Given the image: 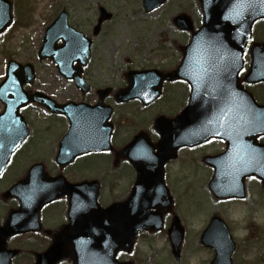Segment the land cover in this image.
<instances>
[{
    "label": "flooded vegetation",
    "instance_id": "obj_1",
    "mask_svg": "<svg viewBox=\"0 0 264 264\" xmlns=\"http://www.w3.org/2000/svg\"><path fill=\"white\" fill-rule=\"evenodd\" d=\"M81 1L84 2L88 0ZM168 2L169 1L165 4ZM56 4L57 2L55 1L53 5ZM165 4L153 10V12L159 10ZM19 5L23 8L22 3ZM99 9L100 7L97 9L95 23H92L87 32L78 30L71 25V16L66 9L58 10V14L64 11L67 15L68 26L82 34V41L84 38L89 42L90 59L81 67L77 63L72 64L73 70H79L78 77L87 85V92L83 93L75 86L71 79L62 77L59 74V68L50 60L45 61L51 62L58 76H60L61 80L68 86V94L66 97L60 98L56 93L42 90L41 84H38L40 80L37 79L36 68V75L33 82L31 84H23L20 86V90L27 95H32L36 92L44 93L58 104L72 102L93 105L101 96L102 103L109 106L112 111L110 119L112 125L110 143L114 148V150L104 152V154L112 158V167L114 170L119 171L120 179L124 178L122 174L124 166H127V176L130 180L132 179L126 195L113 201L117 202L127 197L136 179L135 169H133L120 154V150L140 132L145 133L149 141L155 146L159 140L157 132L153 129L155 120L159 117L174 118L185 109L189 101L191 88L187 78L195 77L196 82H198V77H207L210 74L207 72L198 73V71H196L194 73H184L181 80L173 82L163 81L160 85V96L153 103L148 105H144L141 100L137 98L125 103H117L115 101V96L127 89V75L129 73H135L136 77L137 72L149 70L166 72L175 68L177 65H181L185 58L184 49L188 43L179 47V58L175 65L169 67L165 63H158L157 65L132 67L130 62H125L122 64V75L116 88L102 84L100 87H94L90 83L89 74L86 70L91 61V54L95 48L96 39L102 35L105 25L108 22L110 23L114 18L109 12V19L100 23L98 32L95 33L94 28L97 26V21L100 17ZM13 12L16 19L17 11L12 3V18ZM153 12L148 14H152ZM258 30H261V21L255 23L252 30L253 37L251 43H249L235 62L226 64L214 63V68L220 66L221 69L228 70L226 72L216 71L212 73V76L215 78H221L218 83L224 84L225 81H228L234 84L237 89L217 97L218 99L212 97L214 101V107L211 112L212 118L204 122L205 128L203 129L201 126V118L197 120L199 128L197 127L198 134L195 137L197 141L195 145L179 148L176 152V158L168 160L163 165L164 182L172 197L173 193L169 188V180L177 182L178 185L182 187L185 181H190L192 178L195 180L198 175H201L202 182L206 183L209 214L207 216L201 215V217H198V228L200 229L197 232L195 241L199 256L201 259H205L208 264H213L218 258H224L225 253L230 249V241L232 244V264H264V81H261V47L253 48L252 46L253 44H261V33H259ZM162 32H164V29H162ZM61 44L62 42L57 43L56 47H59ZM164 60H166V58L163 56L162 61ZM45 61L37 62L41 64ZM190 65L194 68L203 67L201 64ZM252 67L256 68V73L251 76L250 71ZM255 76L259 78L258 81H251L254 80ZM137 80L136 78L135 82ZM156 81L157 79L155 82ZM156 84L158 83H153L147 90L150 92L152 87ZM176 87L181 91L180 95L182 96L179 99H181L182 104L178 112L167 114V112H170L169 109L172 100L178 99V97H174L177 93V91H175ZM166 93H169L170 96L167 99L168 102L164 105L163 98ZM246 94H249L257 106L263 109L262 111L260 110L258 118L252 121L249 119V101L246 100ZM10 97V95L5 96V98ZM160 103L164 105L162 109L153 112V109L155 107L157 109ZM4 108L5 106L0 103V150L3 151L11 148L12 152L0 173V228L4 226L10 211L19 207L17 200L12 197H6L5 193L16 183L25 181L29 169L33 165H41L46 172L44 175H46L47 178L53 179L62 177L69 183H81L90 180H97L99 182L96 176H94L95 178L93 179H89L91 177L88 173H82L80 174L81 176L77 175V170L75 169L79 164L78 162L84 161L85 158L91 155L98 154L81 155L67 164L59 165L55 157L57 149H55L54 154L50 156L51 159H33L31 154H29V158H27L29 162L25 163L23 172L19 176H15L12 181L6 182V177L10 175L11 168L17 161L18 155L25 150L26 144L35 132L33 131L34 129L32 130L30 127L29 113L35 115L36 112L33 111V108L40 109L41 111L42 109L35 104H30L20 109L16 114L10 111L2 117V115H4ZM134 111H140V114H135L133 116ZM43 114L47 116L44 131L47 130L48 126L53 122L64 128V134L62 133L63 135L59 138L60 141L69 131L67 119L64 116L46 113L45 111ZM200 114L201 113L198 112V116ZM129 116H133L134 121L139 118H146L151 122V125L148 127L138 126L137 128H141L138 132H135L136 128H133L128 138L132 136L125 142V140L121 139L123 135L118 131V125L115 119H125ZM63 120L66 122V129ZM122 123L121 121L120 124ZM25 127H27V132L24 134ZM123 129L124 127L121 128V130ZM153 153H156L155 148L153 149ZM157 164L158 162H153L149 165V169L147 170L149 176H151L155 170L154 166ZM50 165L52 167L51 170L48 169ZM191 167H198V169L189 176L188 171L190 169L192 170ZM186 168L187 170H185ZM41 171L42 168L40 172L36 170V175L32 177V182L25 186L26 188L34 185H44L45 187L54 186V183L42 181L40 176ZM103 171L104 170H102V173ZM98 175L99 174H97V176ZM74 196L75 195L69 197L64 196L51 200L42 199L40 196L37 197V200H32L30 198L24 200L25 210L31 211L33 219L34 215H36L37 223L29 225L30 228H33V231H27L6 239L5 248L7 250L16 251V254L11 258V264H36L38 260L42 259L44 253L54 244V239L58 233L65 226L69 225L67 216L70 207L72 214L75 212L81 213L84 209L86 210V208L89 207V201L86 196L83 194L81 195L82 197ZM101 199V194H99L97 203L102 208L106 207L107 205H103L105 203H102ZM7 203L12 204V206L6 208L5 204ZM84 213L85 211L82 213L81 218ZM172 217L173 216L169 213H165L164 221L169 220V223H171ZM202 217H204V222ZM72 220L77 222L78 219L76 216L72 215ZM71 232L73 236V229ZM2 236L3 234L0 232V239ZM42 264L51 263L43 260ZM59 264L69 263L67 260H64Z\"/></svg>",
    "mask_w": 264,
    "mask_h": 264
},
{
    "label": "water",
    "instance_id": "obj_2",
    "mask_svg": "<svg viewBox=\"0 0 264 264\" xmlns=\"http://www.w3.org/2000/svg\"><path fill=\"white\" fill-rule=\"evenodd\" d=\"M165 1L167 0H143V6L146 12H150L161 6ZM198 1L202 23L196 32L192 31L191 22L186 15L178 16L175 23L180 28L192 32L191 41L187 46V54L195 57V64L203 65L202 68L198 69L199 73L207 72L210 75L199 78V86L195 83L198 88L201 87L204 91L201 92V96L199 91L196 95L193 91L189 105L180 115L174 120L160 118L156 121L154 127L161 139L156 146L158 152L153 155L155 159H158V164L152 173V177H147L146 170L143 167L144 164L135 162L134 157L130 155L131 151L137 149L136 146L143 142L144 136L138 135L122 151V154L133 165L138 175L135 186L125 202L121 204L114 203L105 209L99 208L96 204L98 195L96 182L79 185L63 183V187L53 189L50 193L54 196H60L78 194L82 192V188H88L90 206L85 210L82 218L81 216L80 218L77 217L76 214L78 219L76 224L75 222L70 224L55 245L36 264H42L43 260L55 264L69 255L73 264H132L130 262H118L116 254L119 251L131 252L133 241L140 232L159 231L162 228V215L157 212H150V209L155 208L160 209L162 212L170 211V198L162 181V166L166 161L175 157L174 154L178 147L193 143L189 140V137L194 140L195 123L200 118L204 120L208 111L213 110L214 101L212 97L217 98L235 90L234 84L228 81L220 84L218 82L221 78L212 76V73L216 71H228L227 69H221L220 66L214 68V63H231L234 61L235 56L240 57L251 39L253 24L258 20H264V0ZM108 18L109 15L103 9H100L98 25L94 29L95 33L98 32L100 23ZM10 23L11 4L6 0H0V33ZM81 38V34L68 27L67 15L62 12L45 31L42 47L39 51L41 60L52 59L60 71L65 76L74 79L77 85H81L77 79L78 70L69 71L67 68L71 67L73 63L84 64V57H88L89 42L84 38L82 41ZM59 40L64 42V46L56 48L55 44ZM262 46L264 47V43ZM179 69L180 67L168 73L165 79L168 81L179 79L181 77ZM148 74H151V72H148ZM33 77V69L30 65L22 67L14 62H9L6 78L0 85V100L5 102L6 105L9 104V107L6 108V114L10 111L16 114L20 107L30 102H36L46 106L53 112L68 116L70 121H73V127L71 126L68 135L61 140L57 155L58 159H63L64 164L79 154L111 149L109 146L111 126L106 123L110 115L109 108L103 109L101 103L93 108L80 105L83 107V109L78 110L80 114L71 116L68 113V105L55 108L52 107L53 103L43 95L35 94L29 97L20 94V86L31 83ZM136 78L139 79L140 75L136 77L135 73L129 75L130 86ZM261 81H264V78H261ZM192 86L194 90V85ZM6 95L11 97L4 99ZM131 97H133L131 88L128 87V90L116 96L115 99L117 102H124ZM249 103L251 112L259 111V108L252 103L251 99ZM76 108H79V105ZM197 112L201 114L198 116ZM148 146L151 150L150 145ZM11 150V148L5 149L0 154V169L2 161L4 162L7 159ZM14 191L15 189L12 188L8 194L14 195ZM164 204L166 206H163ZM9 220L4 228L8 234L23 231L22 223L21 225H13ZM72 228L73 236L71 235ZM168 238L172 255L175 260H178L180 245L183 241V228L176 217L168 229ZM3 245L4 242L1 240L0 264H10L9 258L15 253L5 251ZM67 247L71 248L70 254L66 252ZM220 263L219 260L214 262V264ZM223 264H231L228 257Z\"/></svg>",
    "mask_w": 264,
    "mask_h": 264
},
{
    "label": "rangeland",
    "instance_id": "obj_3",
    "mask_svg": "<svg viewBox=\"0 0 264 264\" xmlns=\"http://www.w3.org/2000/svg\"><path fill=\"white\" fill-rule=\"evenodd\" d=\"M9 1L13 3L17 11V18L15 19L13 12L14 24L0 40V81L4 76L8 60L11 59L20 64L31 63L37 70V79L40 80L38 84H41L42 90L56 93L60 98H65L68 94L67 84L58 76L51 62L45 61L41 64L37 62V52L44 31L58 14V10L66 9L71 16V25L86 32L92 23H95L99 7L106 8L114 16L112 21L105 25L102 35L96 39L91 61L86 70L90 83L94 87H100L102 84L116 88L122 75V64L125 62H130L132 67L157 65L158 63H165L169 67L175 65L179 58L178 49L188 43L189 33L176 29L173 26L174 18L186 13L195 29L201 24V13L197 0H170L152 14L144 13L141 0ZM55 1L57 4L53 5ZM21 3L23 8L19 5ZM258 32L261 33V40H263V24ZM163 56L166 58L164 61H162ZM175 91L177 93L174 97H178V99L172 100L170 112L167 114H173L180 110L181 91L178 87L175 88ZM169 96V93L164 96V105L168 102ZM164 105L163 103L158 104L157 109L155 107L153 112L161 110ZM33 111L36 112V116L29 113V123L35 132L26 144L25 150L18 155L10 175L6 177V182L12 181L15 176H19L23 172L25 163L29 162L27 160L29 154L33 159H51L50 156L54 154L60 136L64 134V128L54 122L44 131L47 116L40 109L33 108ZM139 112L134 111L133 116L140 114ZM133 116L115 119L118 131L123 135L121 139L125 142L132 136L128 138L133 128H136L135 132H138L141 129L137 128L138 126L148 127L151 125V122L146 118L134 121ZM121 121L122 124H120ZM63 124L66 129L65 120H63ZM122 127H124L123 130H121ZM109 160L108 156L92 155L85 158L84 161L78 162L79 164L75 168L76 174L79 176L82 173H88L91 177L89 179L95 178L94 176L99 179L101 201L105 203L103 204L105 206L125 196L132 180L127 176V166L123 167L124 178L120 179L119 171L112 167V158L110 162ZM191 168L192 170L188 171L189 176L198 169V167ZM48 169H52L51 165ZM102 170H104L103 173ZM97 174L99 175L97 176ZM168 182L170 191L173 193L174 215L180 219L185 229L180 261L173 260L165 231L161 234L140 235L132 254L123 256L120 260H127L133 264H208L205 259H201L199 256L195 241L200 229L198 228V217L209 214L206 183L202 182L201 175H198L195 180L192 178L190 181L182 182V187L173 180ZM11 206L12 204H5L6 208ZM202 218L204 222V217ZM168 223L169 220L166 221V225Z\"/></svg>",
    "mask_w": 264,
    "mask_h": 264
}]
</instances>
